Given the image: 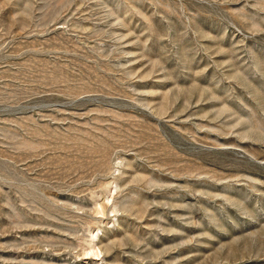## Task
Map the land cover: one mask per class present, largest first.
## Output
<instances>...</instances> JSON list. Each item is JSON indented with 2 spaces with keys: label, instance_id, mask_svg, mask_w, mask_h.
Returning <instances> with one entry per match:
<instances>
[{
  "label": "rangeland",
  "instance_id": "rangeland-1",
  "mask_svg": "<svg viewBox=\"0 0 264 264\" xmlns=\"http://www.w3.org/2000/svg\"><path fill=\"white\" fill-rule=\"evenodd\" d=\"M0 264H264V0H0Z\"/></svg>",
  "mask_w": 264,
  "mask_h": 264
},
{
  "label": "bare ground",
  "instance_id": "bare-ground-1",
  "mask_svg": "<svg viewBox=\"0 0 264 264\" xmlns=\"http://www.w3.org/2000/svg\"><path fill=\"white\" fill-rule=\"evenodd\" d=\"M108 249L109 248L107 246L103 247V250H105V251H109Z\"/></svg>",
  "mask_w": 264,
  "mask_h": 264
}]
</instances>
